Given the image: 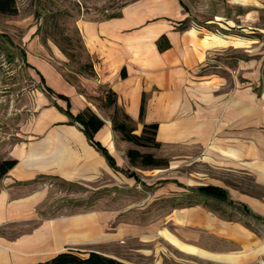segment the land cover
I'll return each instance as SVG.
<instances>
[{
	"label": "crops",
	"instance_id": "obj_1",
	"mask_svg": "<svg viewBox=\"0 0 264 264\" xmlns=\"http://www.w3.org/2000/svg\"><path fill=\"white\" fill-rule=\"evenodd\" d=\"M188 17L180 0H139L117 17L82 19L78 26L94 74L81 73L77 82L35 55L37 44L27 52L30 69L43 76L46 85L33 90L32 109L37 113L26 123L23 115L14 114L23 113V107L15 109V99L0 100V158L17 161L0 179V264L47 261L64 250L83 251L73 246L155 234L193 264H257L264 258L259 233L244 218L209 205L214 200L195 189L221 187L230 204L240 205L257 222L264 220V194L259 195V185L264 186L262 61L259 55L239 56L231 69L225 64L230 58L226 47H220L223 40H212L196 27L180 28ZM162 36V45L168 40L171 47L159 49ZM215 63L223 70H214ZM108 91L113 92V105ZM144 95L146 111L140 119ZM9 102L5 114L1 106ZM69 104L73 115L91 109L104 121L94 139L108 149L118 169L93 145L83 125L66 113ZM116 106L131 117L137 134L145 124L157 122L161 146L192 147L176 150L175 162V192L188 200L165 215L157 233L148 225L110 228L116 216L105 212L41 218L48 197L42 178L99 188L119 185L122 179L116 173L132 164L127 152L133 147L119 145L111 115ZM185 154L191 159L185 161ZM185 163L192 166L191 177L183 172ZM106 178L111 182L105 184ZM89 251L132 264L105 250Z\"/></svg>",
	"mask_w": 264,
	"mask_h": 264
},
{
	"label": "rangeland",
	"instance_id": "obj_2",
	"mask_svg": "<svg viewBox=\"0 0 264 264\" xmlns=\"http://www.w3.org/2000/svg\"><path fill=\"white\" fill-rule=\"evenodd\" d=\"M138 1L16 0L18 14L0 13V100L15 99L17 101L15 109L23 107V113L14 110V114H18V117L23 115V121L28 122L37 113L32 109L34 102L32 92L36 87L42 88V85H46L45 80H41V76L34 73L27 63L26 55L28 51H32V46L36 44L38 46V50L34 48L35 55H41L55 65L67 80L77 82L81 73L92 75L91 69L85 67V64L91 62V56L85 47L79 22L82 19L103 20L117 17L122 14L123 8ZM180 2L189 13V17L184 20L186 22L184 28L196 27L203 35L214 37L212 40L215 38L223 40L220 47H226V53L230 57L225 60L226 65L233 69L238 64L239 56L246 58L249 55H259L264 76V0H180ZM192 30L198 33L197 29ZM215 64L217 69L214 70H223L221 64ZM261 81L264 83V77ZM9 105L10 102L8 106H1L5 114ZM0 131H3L1 120ZM119 136L118 141L122 149L128 146L139 148L143 152H151L158 158L167 159L169 165L156 168L146 167L141 163L136 165L126 163L124 167H119L120 174L116 173L122 179L119 185L109 183L101 188L94 184H82L59 178H42L39 181L47 187L48 197L41 205V218L91 211L105 212L116 216L111 220L110 228H117L121 223L123 226L131 224L136 227L148 225L155 228L153 232H158L160 225L166 222L165 215L177 205H181V200H188L186 197L177 196L175 192L177 180L175 162L176 150H192V147L187 145H181L179 149L174 145H162L158 148L140 147L132 142L123 141L120 132ZM157 138L159 140V137ZM184 157L185 161L191 159L188 154ZM183 166L185 175L191 177L192 166L186 163ZM108 182L111 181L106 178L105 184ZM250 184L252 185L251 182ZM189 194L194 195L193 191ZM263 194L264 186L259 185V195ZM204 196L211 197L214 201L208 204L213 205L221 213L232 212L241 219L244 218L243 221L247 222L250 229L257 231L264 241V220L259 222L253 220L247 216L246 209L240 205L230 204L226 198L207 194ZM144 238L146 237L126 236L120 237L112 244L73 247L84 252L90 249L105 250L132 264H193L191 260L182 258L175 247L168 244L163 237L155 234L152 238ZM263 260L264 258L257 264H263Z\"/></svg>",
	"mask_w": 264,
	"mask_h": 264
},
{
	"label": "trees",
	"instance_id": "obj_3",
	"mask_svg": "<svg viewBox=\"0 0 264 264\" xmlns=\"http://www.w3.org/2000/svg\"><path fill=\"white\" fill-rule=\"evenodd\" d=\"M185 7V6H184ZM185 10H188L185 7ZM18 6L16 0H0V13L6 15H16L18 14ZM118 15V14H117ZM116 16V15H115ZM186 22L184 21L180 28L184 29ZM166 36H162L159 39L158 45L159 49H167L171 47L170 42L167 40V45H162V39ZM166 47V48H165ZM85 67L91 69L90 72L93 75V65L91 63L85 64ZM123 76H126V73L123 69ZM42 77V80L45 79ZM49 92H52V89L48 88ZM111 91L107 92L109 97V105H113L116 101L112 98ZM60 97L69 100L66 96L59 95ZM70 104L68 109L65 110L67 114L70 115L73 121H78L83 125L84 131L88 138L91 140L93 145L100 150L111 166L118 169L116 162L112 155L109 153L108 149L104 147L100 142L94 139L95 133L104 125V121L96 115L91 109H86L77 115L71 114L69 111ZM146 111V97L143 96L142 104L140 108V119H143ZM113 127L115 130L119 131L122 135L123 140L132 142L133 144L140 147H161V143L156 139L159 123H148L144 125V128L141 134L135 133V127L132 124L131 117L125 113L121 112L120 109L116 106L114 113L112 115ZM127 155L130 159V162L133 165L141 163L146 167H166L169 165V161L165 158H158L151 152H142L139 148H130L128 149ZM17 161L15 159H0V179L3 178L7 172L15 166ZM198 191L207 195H214L219 198L228 199V194L226 191L217 186L213 185H202L198 187ZM31 264H126L123 261H120L116 258L103 255L97 251L82 252L79 250L68 249L61 251L54 255L51 259L47 261H40Z\"/></svg>",
	"mask_w": 264,
	"mask_h": 264
},
{
	"label": "bare ground",
	"instance_id": "obj_4",
	"mask_svg": "<svg viewBox=\"0 0 264 264\" xmlns=\"http://www.w3.org/2000/svg\"><path fill=\"white\" fill-rule=\"evenodd\" d=\"M87 222H89V223H90L91 221H87Z\"/></svg>",
	"mask_w": 264,
	"mask_h": 264
}]
</instances>
